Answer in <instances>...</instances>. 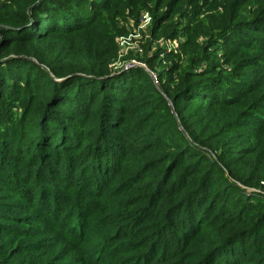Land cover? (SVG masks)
Returning <instances> with one entry per match:
<instances>
[{
	"label": "trees",
	"instance_id": "16d2710c",
	"mask_svg": "<svg viewBox=\"0 0 264 264\" xmlns=\"http://www.w3.org/2000/svg\"><path fill=\"white\" fill-rule=\"evenodd\" d=\"M138 8L151 16L152 42L184 29L183 56L197 55L186 69L161 73L143 58L157 86L139 67L112 70L119 20ZM177 10L185 24L168 17ZM200 17L215 29L191 32ZM256 29L264 31V0H0V161L12 151L10 130L26 134L20 112L40 133L28 149L42 147L29 159L36 169L14 179L38 188L32 213L0 214V264H149L152 248L134 253L135 243L122 240L129 224L98 215L87 222L115 176L134 193L119 184L105 215L160 207L169 223L160 233L178 227L183 264H264V120L248 121L264 110V77L244 71H264V38L244 34ZM219 41L224 57L214 58L208 50ZM227 83L241 89L236 98L218 90L231 92ZM192 105L214 109L196 117ZM49 153L63 159L56 170ZM27 250L43 259H26Z\"/></svg>",
	"mask_w": 264,
	"mask_h": 264
},
{
	"label": "rangeland",
	"instance_id": "374dc122",
	"mask_svg": "<svg viewBox=\"0 0 264 264\" xmlns=\"http://www.w3.org/2000/svg\"><path fill=\"white\" fill-rule=\"evenodd\" d=\"M213 3V1H210ZM217 3H215L216 5ZM161 12V10H160ZM172 14H168V17L170 16V20H174L178 26L182 23L185 24V19L183 18V15L178 10L171 16ZM202 17V16H201ZM200 17V24L195 29V26L190 27V31L193 32L194 30H201V28H207L208 30H213L215 28H212V26L208 23V19H204ZM151 16L149 13L142 9L134 10L133 15H129L127 12L125 13V16L122 17L119 20L118 25L124 29V35L121 37H118L116 40L117 47H118V58L116 63L112 66L113 71H120L129 69L131 67H139L143 69L150 77L152 82L157 86L155 75L151 72L150 68H154L155 72H164L166 66H178L182 65L181 69H186L187 66L190 64V60L192 58L197 59V55H191L185 57L182 53L181 44L184 41V36L182 35V32L176 36L173 40H163L160 39L157 42H152L150 31H151ZM183 28V27H181ZM241 30L238 28L237 32H240ZM245 35L248 36V38L251 40H255L256 38H264V31L256 29L255 31H244ZM215 38V37H214ZM204 39L200 38L198 42L202 43ZM248 40V39H245ZM223 42L219 41L217 46L215 48L209 49L208 52L213 55L214 58H223ZM165 53L167 56H165ZM131 55V57L129 56ZM148 58L151 61V67L149 68L146 66L142 59ZM142 61V62H141ZM221 66V65H220ZM229 65L223 67L221 70H229ZM245 72H247V75L250 76V80H252L255 75L260 74L264 77V71L261 68H250L247 67L244 69ZM243 72V70H242ZM228 86H230L231 92H228V87L219 86L217 87L218 90L223 94L231 98L235 97V92L241 90L240 88H237L232 83H227ZM236 90V91H234ZM169 104V103H168ZM170 105V104H169ZM209 105H192L189 109L196 117L199 116H211V110L214 109V107H211ZM259 118L260 120L254 121L253 119H248L250 122H262L264 120V110H259ZM17 115L14 117L12 115L11 119H17ZM176 118V116L174 115ZM19 118L22 119L23 125L26 129V134L22 132L21 137L18 139V136H14V133L10 130V140L13 141V147L12 151L9 155V157L2 162L0 161V214H31L33 205V200L31 198H35V194H38V188L36 189V186L34 189H31L30 191L26 190L25 188L22 189L20 185H22L21 181L23 179H20L19 181H16V179L19 174H25L24 167H27L28 171H32L36 169V166L34 165V162L30 163L29 159L31 155H33V148L31 150L28 149V146L31 145V140H34L38 134L40 137V133L37 129L31 130L33 128V122L30 123L28 119L24 121V115H19ZM29 125V126H27ZM6 126V125H5ZM3 126V127H5ZM1 127V128H3ZM8 129L11 127L6 126ZM13 128V126L11 127ZM249 129V128H247ZM249 132V130H247ZM17 134V132H15ZM17 138V139H16ZM39 142V141H38ZM40 143L41 140H40ZM44 145V143H42ZM26 148V149H25ZM41 145L40 149L37 148V151L35 154L39 155L41 152ZM6 150V147L4 148V152ZM25 152V153H24ZM49 156L51 153L48 154ZM47 161L49 162L50 166L53 167V170H56L55 166H59L63 159H58V157L50 156ZM73 168V166H72ZM17 176V177H16ZM125 177L118 178V176H115V178L110 177L109 181L105 184L103 191L101 194H99L98 199L103 201L104 208H94L93 212L90 213L89 217L87 218V222H92L96 216H100L102 218H108L113 217L116 223L120 224H129L127 225L128 229H123L120 233V236L122 240H128L130 242H134V246H137L136 251L134 253H140L142 251H147L148 248H152L153 252L148 256V262L149 264H183L184 263V248L181 247L179 241L177 240V230L178 227H175V229L172 227L173 225H170L165 234H161L160 230L163 224H169L162 221L163 212L161 211L160 207L158 209V206H151L150 203L142 205V212L139 215H127L122 214L120 211H112L111 213L113 216H106L105 214L108 212L109 207H111L116 202V197L120 194L117 193L119 190V184H121V192L128 191L129 194H133L134 186L131 188H127V182H125ZM108 180V179H107ZM26 184H29L27 181ZM39 185H42L45 187V181H38ZM264 188V183H263ZM139 194V193H136ZM129 197V195H127ZM259 197H261L262 201L264 202V193L259 194ZM145 200V203L147 202L145 195L141 197ZM159 202L158 205L160 206L162 203ZM114 210V209H113ZM124 215V218L126 219L125 222H119V219H122ZM2 218H0V222ZM86 222V219H85ZM32 224H38L40 226V222L32 221ZM174 224V223H172ZM99 228L105 230V233H109L111 231L112 225L104 226L102 224H99ZM180 232V231H179ZM128 236V237H126ZM109 248H112V245L108 246ZM158 250V251H157ZM41 250L30 252L29 250L23 252V256L27 258H33L36 261H40L43 259V255L41 257ZM121 256H126L125 252H120ZM231 260V259H230Z\"/></svg>",
	"mask_w": 264,
	"mask_h": 264
}]
</instances>
